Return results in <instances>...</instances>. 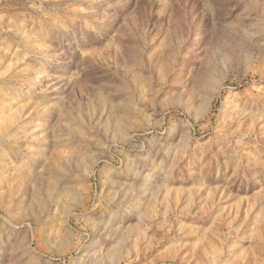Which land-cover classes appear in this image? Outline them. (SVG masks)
Instances as JSON below:
<instances>
[{
	"label": "rangeland",
	"instance_id": "374dc122",
	"mask_svg": "<svg viewBox=\"0 0 264 264\" xmlns=\"http://www.w3.org/2000/svg\"><path fill=\"white\" fill-rule=\"evenodd\" d=\"M0 264H264V0H0Z\"/></svg>",
	"mask_w": 264,
	"mask_h": 264
},
{
	"label": "bare ground",
	"instance_id": "6f19581e",
	"mask_svg": "<svg viewBox=\"0 0 264 264\" xmlns=\"http://www.w3.org/2000/svg\"><path fill=\"white\" fill-rule=\"evenodd\" d=\"M196 40L198 41V40H199V37H197ZM36 77H37V78H36V82H37V83L40 82V81L42 80V77H41L40 74H37Z\"/></svg>",
	"mask_w": 264,
	"mask_h": 264
}]
</instances>
